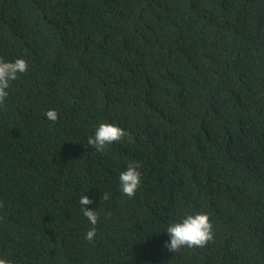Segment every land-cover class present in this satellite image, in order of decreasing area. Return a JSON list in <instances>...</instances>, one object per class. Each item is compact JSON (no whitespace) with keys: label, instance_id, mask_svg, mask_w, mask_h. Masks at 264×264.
<instances>
[{"label":"trees","instance_id":"16d2710c","mask_svg":"<svg viewBox=\"0 0 264 264\" xmlns=\"http://www.w3.org/2000/svg\"><path fill=\"white\" fill-rule=\"evenodd\" d=\"M17 58L27 71L0 103V255L264 264V0H0V61ZM101 122L127 135L97 151ZM197 212L213 238L164 248L166 225Z\"/></svg>","mask_w":264,"mask_h":264},{"label":"clouds","instance_id":"9594fccd","mask_svg":"<svg viewBox=\"0 0 264 264\" xmlns=\"http://www.w3.org/2000/svg\"><path fill=\"white\" fill-rule=\"evenodd\" d=\"M28 64L23 58H17L11 62L0 61V103L9 95L10 83L17 79L18 75L27 71ZM46 119L56 121L58 114L55 109H49L44 113ZM127 135L124 129L115 123L101 122L88 137L87 143L97 151H103L113 142L121 140ZM119 191L129 198L133 197L141 183V171L138 162L129 163L119 173ZM87 191L79 197L80 210L89 222V229L85 233V240L94 243L97 238L98 213L96 208L89 205L93 200L86 195ZM108 199V194H104ZM167 239L163 247L169 251H178L182 248L203 247L213 238L212 224L207 213L197 212L185 214L179 220L169 222L163 230ZM0 264H15V261L5 255H0Z\"/></svg>","mask_w":264,"mask_h":264}]
</instances>
